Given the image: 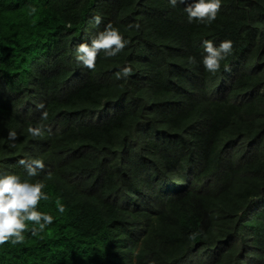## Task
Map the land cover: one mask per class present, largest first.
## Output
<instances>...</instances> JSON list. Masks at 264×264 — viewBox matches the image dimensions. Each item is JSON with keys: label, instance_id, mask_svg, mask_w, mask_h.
<instances>
[{"label": "trees", "instance_id": "1", "mask_svg": "<svg viewBox=\"0 0 264 264\" xmlns=\"http://www.w3.org/2000/svg\"><path fill=\"white\" fill-rule=\"evenodd\" d=\"M188 3L0 0V171L43 181L53 216L0 264H264V0H221L211 25ZM108 22L130 43L89 71L76 47ZM205 39L233 43L215 74Z\"/></svg>", "mask_w": 264, "mask_h": 264}, {"label": "clouds", "instance_id": "2", "mask_svg": "<svg viewBox=\"0 0 264 264\" xmlns=\"http://www.w3.org/2000/svg\"><path fill=\"white\" fill-rule=\"evenodd\" d=\"M184 3L185 0H169V3L175 7L177 3ZM221 0H191V3L186 4L184 11L187 13V21L192 23L194 20L205 25H211L218 12L221 9ZM32 11H35L33 9ZM93 23L99 25L101 16L95 15L92 18ZM67 27L71 28L69 23ZM141 25L138 22L130 23L128 28L139 30ZM130 43L129 40L121 34L111 22H108L104 29L98 31L90 37V43L81 42L76 47L75 59L83 67L89 71H95L96 60L100 52L104 53L105 58L116 57ZM204 52L202 57L203 67L212 74L218 72L221 68V61L232 53L233 43L231 40H222L218 46L205 39L202 41ZM188 62L195 65L197 63L194 56L188 57ZM225 70H228L225 68ZM132 67L125 65L115 74L116 79H126L132 74ZM252 71V69H251ZM225 81V79H223ZM37 110L41 112V122L36 126H29L28 133L33 137H42L45 130L51 135V128L43 123L48 119V112L45 109L43 102L37 103ZM96 117L93 122L98 121ZM17 132L10 130L8 140L15 141ZM10 147H15V143H11ZM18 164L22 166L28 177L38 176L45 169V163L39 158H21ZM45 184L43 181L37 180L30 182L28 179L22 180L19 175L0 171V245L11 243L23 244L25 241L24 233L31 231L32 235L42 232L45 228L52 224L53 216L38 211V206L41 200L47 201L49 196L43 191ZM58 211L65 212V207L57 201ZM28 222L37 227L28 228Z\"/></svg>", "mask_w": 264, "mask_h": 264}, {"label": "rangeland", "instance_id": "3", "mask_svg": "<svg viewBox=\"0 0 264 264\" xmlns=\"http://www.w3.org/2000/svg\"><path fill=\"white\" fill-rule=\"evenodd\" d=\"M187 264H191V262H188Z\"/></svg>", "mask_w": 264, "mask_h": 264}]
</instances>
